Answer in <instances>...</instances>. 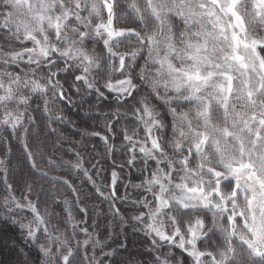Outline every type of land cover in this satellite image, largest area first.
<instances>
[{"label":"clouds","instance_id":"obj_1","mask_svg":"<svg viewBox=\"0 0 264 264\" xmlns=\"http://www.w3.org/2000/svg\"><path fill=\"white\" fill-rule=\"evenodd\" d=\"M0 264H264V0H0Z\"/></svg>","mask_w":264,"mask_h":264}]
</instances>
